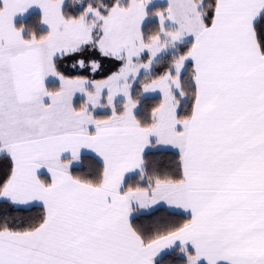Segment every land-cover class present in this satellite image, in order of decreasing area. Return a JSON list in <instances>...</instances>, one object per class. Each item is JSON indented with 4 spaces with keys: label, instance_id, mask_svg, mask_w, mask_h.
Masks as SVG:
<instances>
[{
    "label": "snow or ice",
    "instance_id": "1",
    "mask_svg": "<svg viewBox=\"0 0 264 264\" xmlns=\"http://www.w3.org/2000/svg\"><path fill=\"white\" fill-rule=\"evenodd\" d=\"M177 255L264 264V0H0V264Z\"/></svg>",
    "mask_w": 264,
    "mask_h": 264
},
{
    "label": "trees",
    "instance_id": "2",
    "mask_svg": "<svg viewBox=\"0 0 264 264\" xmlns=\"http://www.w3.org/2000/svg\"><path fill=\"white\" fill-rule=\"evenodd\" d=\"M28 23L30 25H37V17L35 15H32L31 17L28 18ZM163 64L159 65L157 67V71H159L160 69L163 68ZM96 79H102L104 78V73H98L95 77ZM151 98H147L144 100V109H149L151 106H153L154 104L152 103ZM150 159H158L162 162H167L169 160L172 159L171 154L167 155V156H157V157H149ZM95 166V161L90 160V159H85L84 164L82 165V168L84 171H88L91 167ZM79 167L78 166V174H79ZM170 212V210H167L166 208H161L159 211H157L155 213V215H151V214H147L146 217L141 221V223L145 224L146 226L151 224L154 221H166L169 220L170 217L168 215V213ZM25 213L23 212H12V215L15 217H22ZM171 219H176V218H171ZM164 264H181L178 255L177 256H170L167 257L164 261Z\"/></svg>",
    "mask_w": 264,
    "mask_h": 264
},
{
    "label": "rangeland",
    "instance_id": "3",
    "mask_svg": "<svg viewBox=\"0 0 264 264\" xmlns=\"http://www.w3.org/2000/svg\"><path fill=\"white\" fill-rule=\"evenodd\" d=\"M154 2L157 4V5H160L162 3H164V0H154ZM150 27H154V25L150 26ZM158 94H150L148 98H151L153 99L152 100V103L155 104L158 102L157 99L153 98V97H156Z\"/></svg>",
    "mask_w": 264,
    "mask_h": 264
},
{
    "label": "crops",
    "instance_id": "4",
    "mask_svg": "<svg viewBox=\"0 0 264 264\" xmlns=\"http://www.w3.org/2000/svg\"><path fill=\"white\" fill-rule=\"evenodd\" d=\"M171 211V210H170Z\"/></svg>",
    "mask_w": 264,
    "mask_h": 264
}]
</instances>
